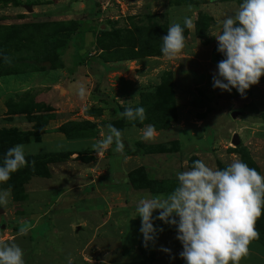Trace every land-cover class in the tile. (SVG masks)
I'll return each instance as SVG.
<instances>
[{
    "label": "rangeland",
    "instance_id": "1",
    "mask_svg": "<svg viewBox=\"0 0 264 264\" xmlns=\"http://www.w3.org/2000/svg\"><path fill=\"white\" fill-rule=\"evenodd\" d=\"M242 2L0 0V165L17 144L28 161L0 183V241L25 264H186L175 226L154 220L163 231L144 246L137 203L167 198L195 160H240L264 176V76L246 98L212 87L224 59L215 36ZM185 17L193 27L170 60L161 38ZM128 107L146 110L143 123L119 118ZM109 123L124 152L113 143L97 155ZM256 229L240 264H264V214Z\"/></svg>",
    "mask_w": 264,
    "mask_h": 264
},
{
    "label": "clouds",
    "instance_id": "2",
    "mask_svg": "<svg viewBox=\"0 0 264 264\" xmlns=\"http://www.w3.org/2000/svg\"><path fill=\"white\" fill-rule=\"evenodd\" d=\"M192 27V20L187 17L183 27L172 24L161 38V53L170 60L176 58L185 46L184 29ZM215 38L217 51L224 59L217 64L212 87L229 93L235 88L246 98V90L264 76V0H243L235 15L224 19L221 33ZM4 59L11 63L9 57ZM78 94L85 96L83 85ZM118 116L143 123L146 110L128 107ZM106 127V138L94 143L93 151L99 155L114 143L115 153L123 154L122 132L110 123ZM141 131L143 141L155 139L153 125ZM27 165L23 144L9 148L0 165V183ZM177 178L179 184L167 198H143L136 205L144 246L155 241L158 231H163L154 225V220H160L175 226L176 239L183 246L179 255L186 264H240L249 253L250 243L259 238L256 222L264 214V176L240 160L223 170H213L202 160H195L192 168L177 173ZM9 195L7 190L0 191V206L7 204ZM156 211L158 215L154 217ZM27 232L26 227L19 228L20 235ZM161 250L171 251L163 246ZM0 264H25L23 250L15 243L0 241ZM68 264H72L71 257Z\"/></svg>",
    "mask_w": 264,
    "mask_h": 264
},
{
    "label": "water",
    "instance_id": "3",
    "mask_svg": "<svg viewBox=\"0 0 264 264\" xmlns=\"http://www.w3.org/2000/svg\"><path fill=\"white\" fill-rule=\"evenodd\" d=\"M234 140H236L237 138L234 136V138H233Z\"/></svg>",
    "mask_w": 264,
    "mask_h": 264
},
{
    "label": "trees",
    "instance_id": "4",
    "mask_svg": "<svg viewBox=\"0 0 264 264\" xmlns=\"http://www.w3.org/2000/svg\"><path fill=\"white\" fill-rule=\"evenodd\" d=\"M39 158H41L40 156H39ZM150 259V258H149Z\"/></svg>",
    "mask_w": 264,
    "mask_h": 264
},
{
    "label": "crops",
    "instance_id": "5",
    "mask_svg": "<svg viewBox=\"0 0 264 264\" xmlns=\"http://www.w3.org/2000/svg\"><path fill=\"white\" fill-rule=\"evenodd\" d=\"M72 16V15H71Z\"/></svg>",
    "mask_w": 264,
    "mask_h": 264
}]
</instances>
